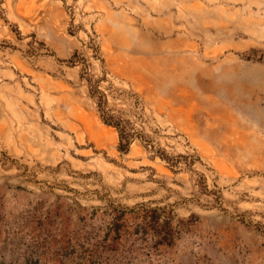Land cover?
<instances>
[{
  "label": "rangeland",
  "instance_id": "374dc122",
  "mask_svg": "<svg viewBox=\"0 0 264 264\" xmlns=\"http://www.w3.org/2000/svg\"><path fill=\"white\" fill-rule=\"evenodd\" d=\"M0 264H264V0H0Z\"/></svg>",
  "mask_w": 264,
  "mask_h": 264
},
{
  "label": "trees",
  "instance_id": "16d2710c",
  "mask_svg": "<svg viewBox=\"0 0 264 264\" xmlns=\"http://www.w3.org/2000/svg\"><path fill=\"white\" fill-rule=\"evenodd\" d=\"M96 90L98 91V93H100V96L98 98V108L101 119L105 124L115 126L118 129L121 139L119 149L125 153L129 152L135 138L137 137V135H141V134H139V132L137 133L131 132V130L127 128V126L119 117L114 116L107 108V101L105 100V94L98 89ZM92 94L93 96H95L96 91L93 90ZM158 153L163 159H168L165 150L159 149Z\"/></svg>",
  "mask_w": 264,
  "mask_h": 264
}]
</instances>
